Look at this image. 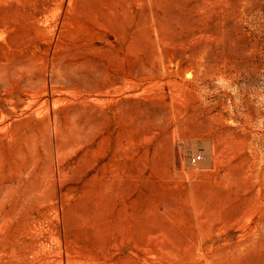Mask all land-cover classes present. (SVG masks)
<instances>
[{"label": "rangeland", "instance_id": "obj_1", "mask_svg": "<svg viewBox=\"0 0 264 264\" xmlns=\"http://www.w3.org/2000/svg\"><path fill=\"white\" fill-rule=\"evenodd\" d=\"M45 1H0V264H264V0Z\"/></svg>", "mask_w": 264, "mask_h": 264}, {"label": "bare ground", "instance_id": "obj_2", "mask_svg": "<svg viewBox=\"0 0 264 264\" xmlns=\"http://www.w3.org/2000/svg\"><path fill=\"white\" fill-rule=\"evenodd\" d=\"M0 1H2V0H0ZM3 1H4V0H3ZM23 1H26V0H23ZM41 1H42V0H41ZM41 1L39 0V2H41ZM43 1H45V0H43ZM46 1H47V0H46ZM46 1H45V2H46ZM54 1H55V0H54ZM54 1H53V2H54ZM68 1H69V0H68ZM74 1H75V0H74ZM118 1H119V0H118ZM125 1H126V0H125ZM137 1H140V0H137ZM137 1H136V2H137ZM142 1H143V0H142ZM9 2H10V1H9ZM15 2H16V1H15ZM17 2H18V1H17ZM39 2H38V3H39ZM55 2H57V0H56ZM55 2H54V3H55ZM62 2H63V1H62ZM25 3H26V2H25ZM59 3H60V2H59ZM66 3H67V2H66ZM73 3H74V2H73ZM108 3H109V2H108ZM119 3H120V2H119ZM13 4H14V5H17V3H16V4L13 3ZM21 4H22V3H21ZM32 4H33V3H32ZM41 4H42V3H41ZM41 4H40V5H41ZM48 4H49V2H48ZM48 4H47V5H48ZM56 4H58V3H56ZM63 4H64V3H63ZM103 4H104V3H103ZM111 4H112V3H111ZM111 4H110V5H111ZM113 4H115V1H114ZM116 4H118V3H116ZM2 5H3V4H2ZM2 5H1V6H2ZM6 5H7V4H6ZM6 5H5V6H6ZM43 5H44V4H43ZM45 5H46V3H45ZM53 5H54V4H52V6H53ZM60 5H62V4L60 3ZM60 5H59V6H60ZM66 5H67V4H66ZM66 5H64V6H65L66 9H67L68 5H67V6H66ZM105 5H106V4H105ZM133 5H134V4H133ZM31 6H32V5H31ZM75 6H76V5H75ZM106 6H107V5H106ZM112 6H113V5H112ZM118 6H119V4H118ZM118 6H117V7H118ZM120 6H121V5H120ZM17 7H18V6H16L15 9L13 8V10H10V9H9V10L3 12V13H0V17L2 16V17L4 18L3 20L6 19V20L9 22V27H11L12 30L17 29V28H21V29H23V32H21V35H23L24 38L26 37V38L29 39V38H30V34H29V32L27 31L26 28L31 27V26L34 24L33 21L36 19L37 16L35 17V16L32 15V13L25 12V11L27 10L26 8H25L26 10H24V11H23V10L20 11V10L16 9ZM49 7H51V6H49ZM54 7H55V6H54ZM54 7H53V8H54ZM57 7H58V5H56L55 8H57ZM107 7H108V6H107ZM115 7H116V6H115ZM139 7H140V6H139ZM1 8H2V7H1ZM1 8H0V9H1ZM22 8H23V7H22ZM33 8H34V7H33ZM33 8H32V9H33ZM40 8H41V7H40ZM40 8H38V9H40ZM44 8H45V7H44ZM44 8H43V9H44ZM51 8H52V7H51ZM55 8H54V9H55ZM112 8H113V7H112ZM7 9H8V8H7ZM46 9H47V7H46ZM59 9H60V8H59ZM101 9H102V8H101ZM101 9H100V10H101ZM109 9H110V8H109ZM140 9H141V8H140ZM28 10H30V9H28ZM33 10H34V9H33ZM36 10H37V9H36ZM41 10H42V8H41ZM44 10H45V9H44ZM44 10H43V11H44ZM52 10H53V9H51V11H52ZM63 10H64V8H63ZM72 10H73V9H72ZM102 10H103V9H102ZM110 10H112V9H110ZM110 10H109V11H110ZM127 10H129V9H127ZM46 11H47V10H46ZM49 11H50V9H49ZM51 11H50V12H51ZM69 11H70V10H69ZM41 12H42V11H41ZM50 12H49V13H50ZM63 12H64V11H63ZM88 12H89V11H88ZM55 13H56V11H55ZM61 13H62V12H61ZM61 13H60V14H61ZM33 14H34V13H33ZM38 14H39V13H38ZM41 15H42V14H41ZM45 15H46V12H45ZM45 15H44V16H45ZM63 15H66V14L63 13ZM68 15H70V14H67V16H68ZM71 16H72V15H71ZM71 16H69V17H71ZM73 16H74V15H73ZM2 17H1V18H2ZM46 17H47V16H46ZM46 17H44V18H46ZM56 17H57V16H56ZM64 17H66V16H64ZM1 18H0V19H1ZM37 18H38V17H37ZM41 18H42V17H41ZM49 18H50V17H49ZM58 18H59V17H58ZM60 18H61V17H60ZM47 19H48V18H47ZM66 19L68 20V18H66ZM1 20H2V19H1ZM1 20H0V22H1ZM3 20H2V21H3ZM6 20H5V21H6ZM37 20H38V19H37ZM5 21H4V22H5ZM7 21H6V22H7ZM42 21L44 22L45 19H43ZM42 21H41V23H42ZM61 21H62V18H61ZM4 22H3V23H4ZM8 22H7V24H8ZM50 22H51V21H50ZM57 22H59V21H57ZM39 23H40V22H39ZM60 23H62V22H60ZM5 24H6V23H5ZM5 24H3V25H5ZM36 24H37V22L35 23V25H36ZM43 24H44V23H43ZM48 24H49V23H48ZM48 24H47V25H48ZM0 26H1V25H0ZM6 26H7V25H6ZM44 26H45V25H44ZM44 26L42 27V25H41L42 28H44ZM60 26H61V25H60ZM62 26H63V25H62ZM64 26H65V25H64ZM2 27H3V26H2ZM9 27H7V28H9ZM32 27H34V26H32ZM36 27H37V25H36ZM53 27H54V26H53ZM4 28L7 29L5 26H4ZM42 28H41V29H42ZM46 28H47V27H45L44 29H46ZM48 28H50V27H48ZM48 28H47V29H48ZM59 28H60V27H59ZM63 28H64V27H63ZM34 29H39V28H34ZM3 30H4V29H3ZM66 30H67V29H66ZM1 31H2V29H1ZM1 31H0V38L2 37V41L4 42V44H5V46H6V48L1 49V53L4 54V55H7V58H8L9 55H12V54L15 52V50H16V49H15L16 42H15V40H11V41H8V40H7V41H6L5 38H3L4 35H3V33H1ZM5 31H6V30H5ZM34 31H35V30H34ZM36 31H37V30H36ZM51 31H52V30H51ZM53 31H54V28H53ZM56 31H57V30H56ZM14 32H15V31L12 32V34H11V36H10L11 38H13V37L15 36V33H14ZM46 32H47V31H46ZM64 32H65V31H64ZM6 33H7V32H6ZM35 33H36V32H35ZM38 33H39V32H38ZM41 33H43V31H41ZM47 33H48V32H47ZM53 33H54V32H53ZM59 33H61V32L59 31ZM39 34H40V33H39ZM43 34H46V33H43ZM70 34H71V31H70L69 35H70ZM33 35H34V32H33ZM33 35H32V36H33ZM50 35H51V34H50ZM52 35H53V34H52ZM40 36L42 37V35H40ZM56 36H58V35H56ZM64 36H65V35H64ZM67 36H68V35H67ZM70 36H71V35H70ZM37 37H39V36H37ZM53 38H55V37H53ZM53 38H52V39H53ZM71 38H72V36H71ZM57 39H58V38H57ZM0 40H1V39H0ZM27 43H28V42H27ZM50 43H51V42H50ZM34 44H35V43H34ZM63 67H64V66H63ZM62 70H63V69H62ZM74 71H76V70H74ZM69 72H70V71H69ZM72 72H73V71H72ZM61 74H62V73H61ZM61 74H60V75H61ZM57 76H58V75H57ZM61 76H62V75H61ZM55 79H56V78H54V80H55ZM62 79H64V78H62ZM62 79H61V80H62ZM54 80H53V81H54ZM58 80H59V79H58ZM61 80L59 81L58 84H62V81H61ZM65 80H66V79H65ZM51 81H52V80H51ZM56 81H57V79H56L54 82L56 83ZM63 81H64V80H63ZM51 83H52V82H51ZM121 113H122V112H121ZM105 115H106V114H105ZM55 116H56V114H55ZM76 116H77V115H76ZM43 119H44V118H43ZM57 119H58V118H57ZM83 120H84V119H83ZM83 120H82V121H83ZM44 121H45V119H44ZM72 121H73V120H72ZM84 121H86V120H84ZM84 121H83V122H84ZM89 121H90V120H89ZM57 122H58V121H57ZM69 123H70V122H69ZM71 123H73V122H71ZM99 123H100V121H99ZM6 124L8 125V123H5V125H6ZM48 124H49V123H48ZM57 124H58V123H57ZM83 124H84V123H83ZM3 125H4V124H3ZM3 125H2V127H3ZM59 125H60V123H59ZM79 125H80V124H79ZM87 125H88V123H87ZM96 125H97V124H96ZM9 126H11V125H9ZM55 128H56V127H55ZM94 128H95V127H94ZM5 129H6V128H5ZM5 129H3V130H5ZM26 129H27V128H26ZM28 129H29V128H28ZM48 129H49V126H48V128H46V130L48 131ZM60 129H61V128H60ZM79 129H80V128H79ZM0 130H1V128H0ZM22 130H23V129H22ZM31 130H33V129H31ZM58 130H59V128H58ZM64 130H65V129H64ZM92 130H93V128H92ZM9 131H10V130H9ZM18 131H19V130H18ZM20 131H21V130H20ZM90 131H91V129H90ZM6 132H7V131H6ZM15 132H16V131H15ZM25 132H26V130H25ZM61 132H62V131H61ZM61 132H60V133H61ZM79 132H80V131H79ZM7 133H8V132H7ZM46 133H47V132H46ZM65 133H66V132H65ZM65 133H64V134H65ZM84 133H85V132H84ZM87 133H88V132H87ZM5 134H6V133H5ZM35 134H36V133H35ZM82 134H83V132H82ZM2 135H3V134H2ZM62 135H63V134H62ZM8 136H9V135H8ZM8 136H7V137H8ZM31 137H32V136H31ZM36 137H37V136H36ZM12 139H13V138H12ZM12 139H11V140H12ZM36 141H37V139H36ZM5 142H7V140H5ZM5 142H4V143H5ZM47 142L50 143L49 141H47ZM47 142H46V145H47ZM4 143H3V144H4ZM5 145H6V143H5ZM36 145H37V144H36ZM41 145H42V144H41ZM50 145H51V144H50ZM2 146H3V145H2ZM6 146H8V143H7ZM43 146H44V145H43ZM23 147H24V146H23ZM50 147H51V146H50ZM4 148H5V147H4ZM7 148H8V147H7ZM7 148H6V150H7ZM9 148H10V146H9ZM46 148H47V147H46ZM48 148H49V147H48ZM48 151H49V150H48ZM39 152H40V151H39ZM41 153H42V151H41ZM7 154H9V152H8ZM5 155H6V154H5ZM40 155H41V154H40ZM42 155H43V153H42ZM44 155H45V154H44ZM10 156H11V155H10ZM0 157H1V156H0ZM4 157H5V156H4ZM7 157H8V155H7ZM7 157H6V158H7ZM10 159H12V158H10ZM4 160H5V159H3V161H4ZM190 160H191V159H190ZM3 161H1V163H3ZM5 161H6L7 163H3V166H4V164H6V165L9 164L8 161H7V159H6ZM39 161H40V163H41V160H39ZM44 161H45V160H44ZM11 162H12V161H11ZM26 163H27V162H26ZM32 163H33V161H32ZM12 164H13V162H12ZM23 164H24V163H23ZM36 164H37V163H36ZM36 164H35V165H36ZM10 165H11V164H10ZM25 165H26V164H25ZM25 165H23L22 167H24ZM38 166H40V165H38ZM38 166H37V167H38ZM45 166H46V165H45ZM6 167L8 168L9 166H6ZM13 167H14V166H13ZM15 167H16V166H15ZM22 167H21V168H22ZM30 167L32 168V164H31ZM52 167H53V166H52ZM2 168H3V169H2ZM44 168H45V167H44ZM1 169H2V170H1L2 172H1V171H0V172H1V174H2V173L5 172V171H4L5 167H1ZM11 169H12V168H11ZM23 169H24V168H23ZM35 169H36V167H35ZM35 169H34V170H35ZM45 169H46V168H45ZM7 170H8V169H7ZM13 170H14V169H13ZM21 170H22V169L19 168L18 171H19L20 173H22ZM29 170H30V169H29ZM43 170H44V169H43ZM55 170H56V169H55ZM138 170H139V169H138ZM3 171H4V172H3ZM11 171H12V170H11ZM24 171H25V170H24ZM35 171H36V170H35ZM139 171H140V170H139ZM12 172H13V171H12ZM25 172H27V170H26ZM44 172H45V171H44ZM3 175H4V174H3ZM38 175H39V174H38ZM137 175H138V173H137ZM24 176H25V175H24ZM52 176H53V175H52ZM0 177H1V176H0ZM16 177H18V176H16ZM43 177H44V176H43ZM3 178H4V177H3ZM46 178H47V177H45V179H46ZM13 179H14V178H13ZM16 179L18 180V178H16ZM45 179H44V181H45ZM5 181H6V180H5ZM5 181H4V182H5ZM7 182H8V181H7ZM33 182H34V181H33ZM14 183H15V182H14ZM38 183H39V182H38ZM10 184H11V182H10ZM17 184H18V183H17ZM43 184H44V182H43ZM3 185H4V184H3ZM7 185H8V184H7ZM21 185H22V184H21ZM37 186H38V185H37ZM37 186H36V187H37ZM19 187H20V186H19ZM7 188H9V187H7ZM37 188H38V187H37ZM41 188H42V186H41ZM41 188H39V191H40ZM47 188H48V187H47ZM12 189H13V188H12ZM17 189H18V188H17ZM8 190H9V189H8ZM15 192H17V190H16ZM44 192H45V191H44ZM36 193H38V190H37ZM40 193H41V192H40ZM24 194H26V192H25ZM32 195H33V193H32ZM39 195H40V194H39ZM4 196H5V195H4ZM19 196H20V195H19ZM26 196H28V194H26ZM37 196H38V195H37ZM43 196H44V194H43ZM24 197H25V196H24ZM15 198H16V197H15ZM22 198H23V197H22ZM32 198H33V197H32ZM36 198H37V197H36ZM27 199H28V198H27ZM41 199H43V197H41ZM44 199H46V197H45ZM44 199H43V201H45ZM31 200H32V199H31ZM33 200H34V199H33ZM37 200H38V201H41V200H39L38 198H37ZM6 201H8V200H6ZM29 201H30V200H29ZM34 201H35V202H38V201H36V200H34ZM43 201H41V202H43ZM19 202H20V201H19ZM23 202H24V201H23ZM20 203H22V201H21ZM196 225H197V224H196ZM197 228H198V227H197ZM252 230H253V229H252ZM262 230H263V229H262ZM259 231H260V230H259ZM259 239H261V236H260ZM262 239H263V237H262ZM262 239L260 240V242L262 241ZM262 242L264 243V240H263ZM262 242H261V243H262ZM256 244H257V240H256ZM260 247H261V246H260ZM170 251H171V250H170ZM173 251H174V250H173ZM259 251H260V249H259ZM171 252H172V251H171ZM255 252H257L256 249H255ZM252 253H254V252L252 251ZM252 253H251V254H252ZM261 253H262V252H261ZM254 255H256V254L254 253ZM250 256H251V255H250ZM257 256H258V255H257ZM257 256H256V257H253V256H252V259H251V258H250V259L253 260V258H255V259H257V263H258V262H259V260H258L259 257H257ZM259 256H260V255H259ZM248 258H249V256H248ZM59 260H60V258H59ZM246 263H248V262L246 261ZM246 263L244 262V264H246Z\"/></svg>", "mask_w": 264, "mask_h": 264}, {"label": "built area", "instance_id": "obj_3", "mask_svg": "<svg viewBox=\"0 0 264 264\" xmlns=\"http://www.w3.org/2000/svg\"><path fill=\"white\" fill-rule=\"evenodd\" d=\"M199 158H200V155H198V154H196V155H192V156L190 157L191 162H196Z\"/></svg>", "mask_w": 264, "mask_h": 264}]
</instances>
